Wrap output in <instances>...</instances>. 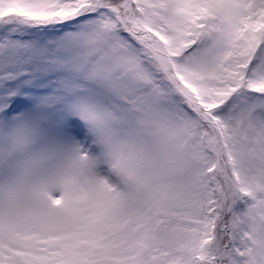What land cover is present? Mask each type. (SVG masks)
Instances as JSON below:
<instances>
[{"label":"snow or ice","instance_id":"1","mask_svg":"<svg viewBox=\"0 0 264 264\" xmlns=\"http://www.w3.org/2000/svg\"><path fill=\"white\" fill-rule=\"evenodd\" d=\"M0 264H264V0H0Z\"/></svg>","mask_w":264,"mask_h":264}]
</instances>
